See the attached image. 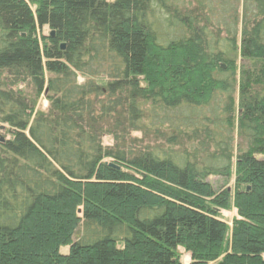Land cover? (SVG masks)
I'll return each instance as SVG.
<instances>
[{
    "label": "trees",
    "instance_id": "trees-1",
    "mask_svg": "<svg viewBox=\"0 0 264 264\" xmlns=\"http://www.w3.org/2000/svg\"><path fill=\"white\" fill-rule=\"evenodd\" d=\"M1 125L0 264H264V0H0Z\"/></svg>",
    "mask_w": 264,
    "mask_h": 264
},
{
    "label": "rangeland",
    "instance_id": "rangeland-1",
    "mask_svg": "<svg viewBox=\"0 0 264 264\" xmlns=\"http://www.w3.org/2000/svg\"><path fill=\"white\" fill-rule=\"evenodd\" d=\"M39 33L47 35L48 29L46 27H43ZM78 80H79V82L82 81V79L80 77L78 78ZM46 105H47V102L43 98L42 99L40 98L37 102L36 108L37 109H44L46 107ZM5 127H6V125H4V129L0 128V137L4 136V135L7 136L5 133V129H6ZM133 136L139 137L140 134L139 133H133ZM234 139H235L234 143H236V141H237L236 135H234ZM102 141H103L104 145H110L111 144V139L108 137L103 138ZM233 162H234V159H233ZM208 181L213 185L215 190L227 188V189H230V191H231L233 188V182H234V166H232V170L230 172L229 177L226 178V177H219V176H217V177L216 176H210V177H208ZM235 215H236V212H235L234 208H229L227 210L221 211L222 220L227 224V227H228L227 234H226L225 239H224L225 244L228 243L230 240L231 224H232V219L235 217ZM68 248H69L68 246H61L59 251L62 254H66L68 252ZM178 253H179V260L182 264H189L191 262L190 254L188 252H186L183 248L179 247ZM263 257H264V255H263ZM220 259H221V257H219L217 260H220ZM213 263H215V262H213ZM213 263L211 262L209 264H213Z\"/></svg>",
    "mask_w": 264,
    "mask_h": 264
},
{
    "label": "water",
    "instance_id": "water-1",
    "mask_svg": "<svg viewBox=\"0 0 264 264\" xmlns=\"http://www.w3.org/2000/svg\"><path fill=\"white\" fill-rule=\"evenodd\" d=\"M49 34L52 36V35L54 34V31H50ZM60 48H61V49H64V44H63V43L60 44ZM0 128L3 129L4 126L1 125ZM3 140H4V138L1 136V137H0V141H3Z\"/></svg>",
    "mask_w": 264,
    "mask_h": 264
}]
</instances>
